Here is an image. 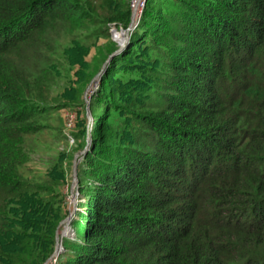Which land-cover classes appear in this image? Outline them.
<instances>
[{
	"label": "trees",
	"instance_id": "trees-1",
	"mask_svg": "<svg viewBox=\"0 0 264 264\" xmlns=\"http://www.w3.org/2000/svg\"><path fill=\"white\" fill-rule=\"evenodd\" d=\"M130 5L0 0V264L49 260L81 151L59 264H264V0H147L127 46L111 42L86 140L52 126L73 104L51 95L85 60L74 41L128 26Z\"/></svg>",
	"mask_w": 264,
	"mask_h": 264
},
{
	"label": "rangeland",
	"instance_id": "rangeland-1",
	"mask_svg": "<svg viewBox=\"0 0 264 264\" xmlns=\"http://www.w3.org/2000/svg\"><path fill=\"white\" fill-rule=\"evenodd\" d=\"M129 1L131 4L132 0ZM146 1L144 3L143 8H142V4L139 5L138 13L142 8L140 17H142L143 11L146 8ZM133 12L135 13L136 16V11L133 10ZM133 24L135 25L134 28L129 29V27L132 26ZM133 24L131 25L129 23L127 26V25H123V23H120L118 25L112 26L117 30L118 34L115 35L113 34L109 26V32L111 33V36L101 37L97 39L94 45L87 46L86 42H84V44L86 45L84 46L77 41L78 39L75 40L76 42L74 41L75 44L74 48L76 49L81 47L84 48V50L82 51L85 59L84 63L82 65L74 64L72 66H68V68L72 71L71 77H66V78L61 77L59 80L60 81L59 85H57L55 88V93H54L55 95L54 96L51 95L53 99L56 98L55 97L56 95H59L60 98L62 99V102L73 104L71 106H67L66 108H62L59 111H57L56 115L54 114L55 120L51 122L52 126L57 128L60 127L63 130V133H65L68 136V139L70 140V144L73 145V147L79 145L80 142L83 143L86 140V136H84L82 132H80V128L83 129L85 127L87 130H90L91 125L94 123L92 113L90 110V106H91L90 100L92 99V97L100 87L101 79L103 77L102 75L107 65L114 58L112 55L114 53H117L119 50L118 49L117 51L109 52L111 42L112 41L115 42L120 49L126 47L127 44L129 43V39H130L129 35L134 31V29L137 27L139 22L138 24H135V19H134ZM121 40L123 41L122 43ZM76 43L79 45H76ZM66 47L67 46H63L60 49L61 54L63 53ZM101 51L107 57H104L105 60L103 66L101 65L100 71L98 73L93 74L94 70L92 67L95 64V61L99 59L97 58L96 54H100ZM57 67L62 74L64 69L59 65H57ZM85 77L91 78L89 83L85 82L87 81L84 79ZM77 96L80 97L79 100H76ZM39 139L40 140H38V143L41 148L46 149L49 146H51L50 144H47L48 142H46L44 138L40 137ZM57 147H59L60 149L66 147V142L65 143L62 142V144ZM83 152L81 151L75 154L74 159L71 161L72 163L68 166V173H67L68 186L64 188V195L66 197L65 208L67 210V217L62 221L63 222L62 227L60 228L61 238L59 239L58 248L61 246L63 247L64 244L63 238H71L74 236V232L71 226V221L73 220L75 215L77 216V213L83 211L82 204L86 200L84 195L81 194L80 188L78 187L77 175L76 177L74 175V164L76 163L78 166V163H80ZM29 166L38 170L44 168V164L42 163L41 159L38 157L34 159L32 158V160L29 162Z\"/></svg>",
	"mask_w": 264,
	"mask_h": 264
},
{
	"label": "built area",
	"instance_id": "built-area-1",
	"mask_svg": "<svg viewBox=\"0 0 264 264\" xmlns=\"http://www.w3.org/2000/svg\"><path fill=\"white\" fill-rule=\"evenodd\" d=\"M146 0H132L131 2V9H132V15L135 14L133 12L136 11V16L134 15V19H135V24H138L139 20L141 19L140 17V14H141V10L144 6V3H145ZM142 4V8L140 9L139 13H138V9H139V5ZM112 26H115V25H110V28H111V31L113 32V34H118L117 33V30L112 27ZM134 24L132 26L129 27V29H133L134 28ZM115 30V31H114ZM123 33V32H122ZM64 251V248L61 246L58 248V251L57 252H53V254L50 256L47 264H59V255Z\"/></svg>",
	"mask_w": 264,
	"mask_h": 264
},
{
	"label": "water",
	"instance_id": "water-1",
	"mask_svg": "<svg viewBox=\"0 0 264 264\" xmlns=\"http://www.w3.org/2000/svg\"><path fill=\"white\" fill-rule=\"evenodd\" d=\"M134 15H135V14H133V15H132V18H131V22H130L131 25H132L133 22H134ZM115 54H116V53H114L112 56L114 57ZM85 151H86V149H85ZM76 173H77V164L75 163V164H74V175H75V177H76V175H77ZM62 223H63V222H61L60 227H59V229H58V231H57L56 244H55V252L58 251L59 239H60V228H61V226H62ZM47 262H48V261H47ZM47 262H46L45 264H47Z\"/></svg>",
	"mask_w": 264,
	"mask_h": 264
},
{
	"label": "bare ground",
	"instance_id": "bare-ground-1",
	"mask_svg": "<svg viewBox=\"0 0 264 264\" xmlns=\"http://www.w3.org/2000/svg\"><path fill=\"white\" fill-rule=\"evenodd\" d=\"M122 42H123V41L121 40V43H122ZM63 233H64V232H63ZM63 233H62V234H63ZM65 233H67V232H65Z\"/></svg>",
	"mask_w": 264,
	"mask_h": 264
}]
</instances>
